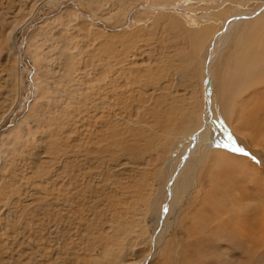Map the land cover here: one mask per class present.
Wrapping results in <instances>:
<instances>
[{
  "label": "rangeland",
  "instance_id": "1",
  "mask_svg": "<svg viewBox=\"0 0 264 264\" xmlns=\"http://www.w3.org/2000/svg\"><path fill=\"white\" fill-rule=\"evenodd\" d=\"M262 104L264 0H0V264H264Z\"/></svg>",
  "mask_w": 264,
  "mask_h": 264
},
{
  "label": "bare ground",
  "instance_id": "2",
  "mask_svg": "<svg viewBox=\"0 0 264 264\" xmlns=\"http://www.w3.org/2000/svg\"><path fill=\"white\" fill-rule=\"evenodd\" d=\"M241 15V14H240ZM236 25V22H233V23H231V24H225L224 26H223V28L222 29H218L217 30V32H218V34L215 36V38H214V40L212 41V43L210 44L211 46H213V44L215 45L216 43L218 44V46L219 45H222L223 43L222 42H224L223 40L224 39H226L227 38V33H228V31L229 30H231V29H233V28H230V27H232V26H235ZM202 32H204V31H202ZM216 33V32H215ZM215 35V34H214ZM205 36V35H204ZM222 43V44H221ZM209 47L210 46H208V50H209ZM249 50V49H248ZM249 52V51H248ZM253 52V51H252ZM213 57V56H212ZM212 62V58H211V61H210V63ZM224 71H225V69H224ZM223 72V71H222ZM218 74V73H217ZM226 76V74H224V77ZM213 77V76H212ZM211 77V79H208V80H206L207 82H206V89H205V91H206V93H208V95H209V93H210V91L211 90H213V88H214V86H216L215 84H217L218 85V88H219V86H220V83H219V81H216V79H213ZM217 77V76H216ZM221 89H222V93H221V95L222 94H224V92H225V90H226V86H225V82H223V85H222V87H221ZM262 105H264V104H262ZM92 107H96V106H98V107H100V104L98 103V102H96V104H92L91 105ZM208 110H210V107H208ZM208 119V117L206 116V120ZM196 135L197 134H195L194 136H192V137H190V139H194V137H196ZM226 208V207H225ZM229 211V210H228ZM234 211V210H233ZM214 213V212H213ZM212 213V214H213ZM225 213V212H224ZM230 214V213H229ZM215 215V214H214ZM216 216V215H215ZM229 216H231V215H229ZM210 217V216H209ZM206 218V217H205ZM213 218V217H212ZM215 218V217H214ZM208 219V218H207ZM228 219V218H227ZM229 222H231V221H229ZM205 226H201V225H198V227H197V229L196 230H201L202 232L203 231H205L206 229L204 228ZM214 232H216V230L214 231ZM241 234V233H240ZM239 235V234H238ZM241 235H243V234H241ZM189 236H193L192 237V239H194L193 241V244L196 246V249H193L192 247H190L188 244H180L179 245V247H175V248H177L176 250H177V253L179 254V256H180V259H181V262H182V264H188L193 258H195L196 256H197V254H198V242H199V240H200V238L203 236L202 234H201V232H198V233H190V235ZM191 239V240H192ZM234 240V239H233ZM236 243L234 244V245H237L239 248H240V250H241V253L244 255V256H247L248 257V261L247 262H245V263H253L254 261H253V259H255V258H252L251 260L249 259L251 256H252V254H253V252H251V251H249V250H247V249H245V247H244V245L242 244V241H235ZM190 249V250H189ZM192 253H196L195 254V256H193L192 255ZM258 259V258H257ZM238 261V263L237 264H245L244 263V261L243 260H240V259H238L237 260ZM201 264H203L202 262H201Z\"/></svg>",
  "mask_w": 264,
  "mask_h": 264
},
{
  "label": "snow or ice",
  "instance_id": "3",
  "mask_svg": "<svg viewBox=\"0 0 264 264\" xmlns=\"http://www.w3.org/2000/svg\"><path fill=\"white\" fill-rule=\"evenodd\" d=\"M231 139V138H229ZM227 147V145H225ZM233 151H243V149H240V148H236L235 146H233Z\"/></svg>",
  "mask_w": 264,
  "mask_h": 264
}]
</instances>
